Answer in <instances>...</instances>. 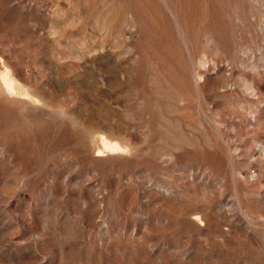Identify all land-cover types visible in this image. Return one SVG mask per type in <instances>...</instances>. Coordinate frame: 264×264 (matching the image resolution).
<instances>
[{
  "label": "rangeland",
  "instance_id": "obj_1",
  "mask_svg": "<svg viewBox=\"0 0 264 264\" xmlns=\"http://www.w3.org/2000/svg\"><path fill=\"white\" fill-rule=\"evenodd\" d=\"M0 264H264V0H0Z\"/></svg>",
  "mask_w": 264,
  "mask_h": 264
},
{
  "label": "bare ground",
  "instance_id": "obj_2",
  "mask_svg": "<svg viewBox=\"0 0 264 264\" xmlns=\"http://www.w3.org/2000/svg\"><path fill=\"white\" fill-rule=\"evenodd\" d=\"M8 76L4 75L3 77H1V81L3 83V86L7 89H9L12 86L11 80H9V78H7ZM6 90V89H5ZM11 90V89H10ZM13 91V90H12ZM9 94V93H8ZM102 146H103V150H105V152L108 153H115L116 151L120 150V145L117 143L110 142L107 138L102 137ZM104 152V151H103ZM102 150L99 152L98 156H102L103 153Z\"/></svg>",
  "mask_w": 264,
  "mask_h": 264
}]
</instances>
